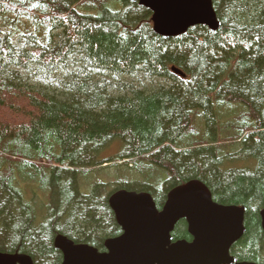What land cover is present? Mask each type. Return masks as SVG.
<instances>
[{
  "label": "trees",
  "instance_id": "trees-1",
  "mask_svg": "<svg viewBox=\"0 0 264 264\" xmlns=\"http://www.w3.org/2000/svg\"><path fill=\"white\" fill-rule=\"evenodd\" d=\"M211 2L217 31L163 38L131 0H0V252L61 264L58 235L102 252L122 233L112 193L161 210L196 180L246 210L230 256L264 264V0ZM217 103L246 109L221 124ZM241 158L254 169L231 167ZM171 238L191 241L185 220Z\"/></svg>",
  "mask_w": 264,
  "mask_h": 264
},
{
  "label": "water",
  "instance_id": "water-1",
  "mask_svg": "<svg viewBox=\"0 0 264 264\" xmlns=\"http://www.w3.org/2000/svg\"><path fill=\"white\" fill-rule=\"evenodd\" d=\"M152 13L153 31L176 38L197 26L215 32L217 20L211 0H132ZM181 77L184 75L171 68ZM109 205L122 234L105 241V252L54 239L61 264H255L236 262L231 247L244 235L245 208L215 203L204 184L192 180L171 190L161 210L146 193H114ZM185 220L191 241L172 242L171 233ZM264 231V210L260 212ZM0 264H32L29 257L0 252Z\"/></svg>",
  "mask_w": 264,
  "mask_h": 264
},
{
  "label": "rangeland",
  "instance_id": "rangeland-1",
  "mask_svg": "<svg viewBox=\"0 0 264 264\" xmlns=\"http://www.w3.org/2000/svg\"><path fill=\"white\" fill-rule=\"evenodd\" d=\"M24 20V19H23ZM216 108L217 114L219 115V120L220 123L222 122L226 123L228 120L236 117L238 114H240L242 111H245L246 107L242 104H228L225 103L223 105L217 103L214 106ZM117 151V146L115 144L111 145L107 152L104 154V157H110L112 155H115ZM233 161H229V164L233 168H237L235 166L238 165V167H245L247 170H253L254 167L256 166V160L255 159H250L251 162L247 161L248 163H241L243 160L237 159ZM238 162V164H237ZM247 164V165H246ZM117 172L115 173V169H105L99 173L92 174L90 176H85V177H79V182H80V188L81 191L84 193L90 192L92 187L96 184H106L111 183L108 181L116 179ZM113 181V182H114Z\"/></svg>",
  "mask_w": 264,
  "mask_h": 264
}]
</instances>
